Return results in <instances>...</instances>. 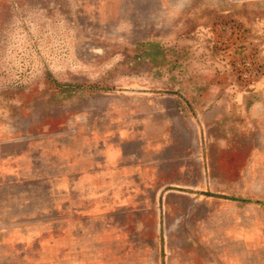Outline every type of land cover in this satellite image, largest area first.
<instances>
[{
	"label": "rangeland",
	"instance_id": "1",
	"mask_svg": "<svg viewBox=\"0 0 264 264\" xmlns=\"http://www.w3.org/2000/svg\"><path fill=\"white\" fill-rule=\"evenodd\" d=\"M0 264H264V0H0Z\"/></svg>",
	"mask_w": 264,
	"mask_h": 264
}]
</instances>
